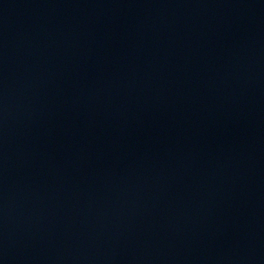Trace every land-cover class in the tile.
<instances>
[{
	"label": "water",
	"instance_id": "95a60500",
	"mask_svg": "<svg viewBox=\"0 0 264 264\" xmlns=\"http://www.w3.org/2000/svg\"><path fill=\"white\" fill-rule=\"evenodd\" d=\"M0 264H264V0H0Z\"/></svg>",
	"mask_w": 264,
	"mask_h": 264
}]
</instances>
